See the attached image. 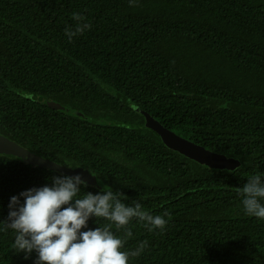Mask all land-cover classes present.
<instances>
[{"label":"trees","instance_id":"16d2710c","mask_svg":"<svg viewBox=\"0 0 264 264\" xmlns=\"http://www.w3.org/2000/svg\"><path fill=\"white\" fill-rule=\"evenodd\" d=\"M73 13L91 28L69 42ZM62 98L76 111L48 106ZM101 112L126 120L86 117ZM145 115L239 167L210 169L168 149ZM0 136L59 167L0 153V264H34L35 252L14 249L8 205L67 175L60 168L95 179L77 199L112 191L167 221L150 232L134 218L126 237L89 219L88 229L112 224L121 251L147 241L128 264H264V219L238 194L251 176L264 179V0H0Z\"/></svg>","mask_w":264,"mask_h":264},{"label":"clouds","instance_id":"9594fccd","mask_svg":"<svg viewBox=\"0 0 264 264\" xmlns=\"http://www.w3.org/2000/svg\"><path fill=\"white\" fill-rule=\"evenodd\" d=\"M72 19L78 23L74 31L70 26L65 28L69 42L91 28L79 13H73ZM81 186L86 187L87 181L79 173L57 175L52 177L50 186L31 188L10 198L6 226L16 232L14 249L17 253H24L27 259L35 252L34 264H128L129 257L139 256L147 241L135 251H121L125 240L114 235L112 224L88 229L90 218L112 222L117 229H124L126 237L132 236L128 225L134 218L144 222L150 232L154 229L164 231L167 224L164 217L149 214L138 202L126 206L112 191L87 192L77 199ZM238 194L243 197L247 215L264 219V204L261 203L264 179L261 175L251 176L238 189ZM167 215L169 213L165 212Z\"/></svg>","mask_w":264,"mask_h":264},{"label":"water","instance_id":"95a60500","mask_svg":"<svg viewBox=\"0 0 264 264\" xmlns=\"http://www.w3.org/2000/svg\"><path fill=\"white\" fill-rule=\"evenodd\" d=\"M145 121V119H144ZM145 126L153 129L159 135H161L160 140L165 144V146L178 154L190 159L202 166L208 167L214 170L220 171H233L239 167V162L233 158L226 157L221 154H217L204 149L201 146L195 145L181 137L175 135L171 131L165 129L159 122L154 120L151 116H147ZM0 153H10L20 156L24 162L37 166L41 169L56 170L59 167L52 164L50 161H43L36 158L27 152L21 150L20 148L14 146L8 141L0 137ZM67 175H76L79 173L89 184H94L95 179L87 174V172L82 170H68L60 168Z\"/></svg>","mask_w":264,"mask_h":264},{"label":"rangeland","instance_id":"374dc122","mask_svg":"<svg viewBox=\"0 0 264 264\" xmlns=\"http://www.w3.org/2000/svg\"><path fill=\"white\" fill-rule=\"evenodd\" d=\"M70 100H67V99H65V98H62L61 100H59V105L67 112V111H76L75 109H74V107L73 106H70V102H69ZM75 105H76V107H77V109L80 111V112H82L83 111V109L80 107V106H78L76 103H75ZM144 115V114H143ZM107 117V119H105L104 121L105 122H107V123H116V122H118V123H123V121L122 120H120L119 118H121V119H123V120H126L125 118H123V117H120V116H117V115H115V114H111V113H106V112H101V113H86V117L88 118V119H92V118H96V120H97V118H99V117ZM140 113H139V111H137V125H138V127H142V122H141V119H140ZM146 118H147V115H145L144 116V119H145V122H146ZM125 124H130L131 125V122L130 121H126V123ZM145 128H147L148 130H150V131H152V132H154L155 134H157L158 135V133L156 132V131H154L153 129H151V128H148L147 126L145 127ZM159 136V135H158ZM160 138H161V135H160Z\"/></svg>","mask_w":264,"mask_h":264},{"label":"flooded vegetation","instance_id":"af4514ba","mask_svg":"<svg viewBox=\"0 0 264 264\" xmlns=\"http://www.w3.org/2000/svg\"><path fill=\"white\" fill-rule=\"evenodd\" d=\"M77 105H78V103H77ZM51 109H54V110H56V109H63L59 104H56V102H53V103H49V105H48ZM82 109L83 110H86L87 108L86 107H82ZM63 111H64V109H63ZM69 113V112H68ZM1 137V136H0Z\"/></svg>","mask_w":264,"mask_h":264}]
</instances>
